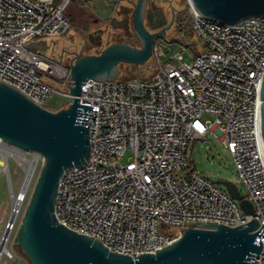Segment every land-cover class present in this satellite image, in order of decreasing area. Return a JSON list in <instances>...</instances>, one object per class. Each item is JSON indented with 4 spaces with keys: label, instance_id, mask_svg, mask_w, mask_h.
Masks as SVG:
<instances>
[{
    "label": "built area",
    "instance_id": "2783aa9c",
    "mask_svg": "<svg viewBox=\"0 0 264 264\" xmlns=\"http://www.w3.org/2000/svg\"><path fill=\"white\" fill-rule=\"evenodd\" d=\"M70 1L0 0V82L44 108L54 93L73 100L69 67L45 57L36 42L68 33ZM187 1L199 42L190 61L184 58L190 44L180 40V50L174 51L172 43L158 40L153 78L84 82L80 103L93 107L91 159L66 170L59 184V221L132 257L172 243L182 232L170 229L188 228L189 222L236 227L258 217L264 223V145L258 120L264 17L221 24ZM51 65L62 69L57 74L64 80L63 91L43 80L44 73L55 74ZM210 137L232 156L253 214L192 165L196 144ZM12 148L24 154L23 167L35 162L31 183L23 191V182L17 194L19 215L44 158ZM16 221L7 225V243ZM258 241L264 245V237ZM259 264H264V246Z\"/></svg>",
    "mask_w": 264,
    "mask_h": 264
},
{
    "label": "water",
    "instance_id": "95a60500",
    "mask_svg": "<svg viewBox=\"0 0 264 264\" xmlns=\"http://www.w3.org/2000/svg\"><path fill=\"white\" fill-rule=\"evenodd\" d=\"M190 1L200 15L221 24L235 25L264 17V0ZM147 6L148 0H137L135 4L133 29L140 47L114 43L99 54L75 56L69 66L73 100L67 107L53 112L0 82L1 141L44 158L14 241L15 249L30 264H259L264 245L258 239L264 237V223L261 225L258 217L236 227L210 221L189 222L188 228L172 227L173 234L182 232L179 238L136 257L113 252L95 237L78 233L57 218L61 177L66 170L80 168L91 159L88 120L93 116V107L80 103L82 85L88 80L118 79L122 63L146 64L153 56L157 38H165L171 25L149 31L144 24ZM90 40L97 43L100 36L94 38L91 34ZM258 91V120L264 145V75ZM216 183L239 201L243 211L254 213V205L244 199L234 183L221 179Z\"/></svg>",
    "mask_w": 264,
    "mask_h": 264
},
{
    "label": "rangeland",
    "instance_id": "374dc122",
    "mask_svg": "<svg viewBox=\"0 0 264 264\" xmlns=\"http://www.w3.org/2000/svg\"><path fill=\"white\" fill-rule=\"evenodd\" d=\"M122 5L127 6V3L124 2ZM122 5L120 6L121 8ZM120 7L116 10L114 2H109V0H71L67 10L72 18L71 29L62 37L37 40L36 42L40 44L37 49H40L45 57L52 59L56 64L62 67H69L76 55L99 54L105 47L114 43H126L131 46L140 47V41L131 23L124 29L111 24L110 20L114 17L121 21ZM156 9L161 10L165 14L166 22L156 28H152L146 20L145 26L149 31L154 32L171 24L166 31L165 38L160 37L156 41L162 40L164 43H172L171 47L174 51L180 50V40L190 44L193 48L189 45L187 51L184 52L185 60L190 61L196 54L194 49L197 48L199 42L192 30L188 1L158 0L148 2V10ZM116 11L118 13L114 14ZM95 19H98L100 22L95 24ZM99 27L103 28L104 35L99 43L93 44L90 40V34L94 33ZM175 38L178 39L175 40ZM155 64V57H151L146 64L141 66L122 63L119 65L118 79L153 78L157 71ZM50 75L44 73L43 80L55 89L63 91L64 80L57 73H50ZM69 103L70 100L68 98L63 97L60 93H54L45 107L53 112H57L67 107ZM3 144L7 145L4 142ZM2 157L3 154L0 151V161ZM28 157L30 156L28 155ZM192 165L200 175L210 179L219 189L227 191L224 186L216 183L220 179L227 180L234 183L242 195L246 194V186L236 171L232 156L217 140L210 137L206 144L197 143L194 149ZM7 166V171L0 170V240L6 236L5 233L7 234V225L12 223L13 200L21 190L25 178V171L15 155H8ZM39 171L40 168L37 170L36 176L32 181L29 195L23 203L21 212L17 216L15 229L7 243L8 253L4 254L0 264H30L15 249L14 241ZM11 255H13V258H11Z\"/></svg>",
    "mask_w": 264,
    "mask_h": 264
},
{
    "label": "flooded vegetation",
    "instance_id": "af4514ba",
    "mask_svg": "<svg viewBox=\"0 0 264 264\" xmlns=\"http://www.w3.org/2000/svg\"><path fill=\"white\" fill-rule=\"evenodd\" d=\"M115 4V9L118 10L119 7L122 5V3H127V6H123L121 8V16L122 19L121 21H119L117 18H112L110 20L111 24L114 26H117L119 28H126L127 25L129 23L134 24V12H135V4L137 3V0H112ZM118 13V11H116L114 14ZM147 20V22L150 24V26L152 28H156L159 25H163L166 22V16L165 14L159 10H148V6H147V10L145 13V18H144V24L145 21ZM100 21L98 19L94 20L95 24H98ZM147 28V27H146ZM148 29V28H147ZM149 30V29H148ZM91 35V34H90ZM104 35L103 32V28L99 27L97 28L94 33H92V37L96 38L97 36H100V40L102 38V36ZM100 41H98L97 43H99ZM97 43H93V44H97ZM74 53V52H73Z\"/></svg>",
    "mask_w": 264,
    "mask_h": 264
},
{
    "label": "bare ground",
    "instance_id": "6f19581e",
    "mask_svg": "<svg viewBox=\"0 0 264 264\" xmlns=\"http://www.w3.org/2000/svg\"><path fill=\"white\" fill-rule=\"evenodd\" d=\"M53 66L54 68H49L50 70L54 71V73H59L62 71L61 67L58 66V65H51ZM0 151L2 152L3 154V157L0 161V170H8V166H7V159H8V155L9 154H13L15 155L21 166L23 167L22 165V162L24 161V154H21V153H18L19 151H17L16 149H13L12 147L8 146V145H5L3 144V142L0 140ZM34 164L35 162H32L30 167H23L24 170L26 171L27 173V176L25 178V181H24V187H23V191L29 186V184L31 183V176H32V171H33V168H34ZM18 195H16L14 197V207H13V215H12V220L11 222H14L17 215H18V210L21 206V201L20 199H18L17 197ZM7 234L5 233V237L3 239L0 240V263L2 261V258L5 254V252L8 250L7 249V238H8V235L10 233V230L7 229L6 230ZM6 245V246H5Z\"/></svg>",
    "mask_w": 264,
    "mask_h": 264
}]
</instances>
